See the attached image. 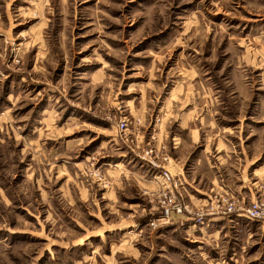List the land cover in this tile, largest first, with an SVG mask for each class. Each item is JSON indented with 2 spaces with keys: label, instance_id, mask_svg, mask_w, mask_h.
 Listing matches in <instances>:
<instances>
[{
  "label": "rangeland",
  "instance_id": "374dc122",
  "mask_svg": "<svg viewBox=\"0 0 264 264\" xmlns=\"http://www.w3.org/2000/svg\"><path fill=\"white\" fill-rule=\"evenodd\" d=\"M190 70L208 83L194 114L207 105L202 143L217 144L213 117L240 137L249 111L261 162L250 199L234 173L217 189L203 168L190 178L215 197L263 198L264 0H0V264H179L200 244L174 229L187 217L152 225L160 170L138 157L153 150L168 169L180 135L158 108L183 76L193 87ZM200 255L189 264H213Z\"/></svg>",
  "mask_w": 264,
  "mask_h": 264
},
{
  "label": "crops",
  "instance_id": "0c3cea01",
  "mask_svg": "<svg viewBox=\"0 0 264 264\" xmlns=\"http://www.w3.org/2000/svg\"><path fill=\"white\" fill-rule=\"evenodd\" d=\"M189 73L194 79L193 87L191 83L189 85L190 80L186 81V77L183 76L181 82H177L176 85L172 86L173 89L170 88L172 90L168 91L158 108L160 114L158 113L157 116L159 119L160 117L163 118L162 127H165L168 120L173 118L176 124L175 132L180 135L178 138L173 137L172 142L168 144L167 167L169 170H173L176 173L175 176L183 183L185 197L190 204L199 206L206 204L211 195L208 194L209 189L200 185L203 178L198 182L190 178V174H201L202 168L204 169L203 172L210 175L213 189L215 187L216 189L221 188L220 184L224 183L227 175L234 173L237 176L236 179H238V186H235V188L243 191L244 194L247 193L248 199H250L255 188V177L253 175L261 163L258 162L259 156L257 155V149L259 148H257V143L260 140H257L254 132L250 131L252 130L250 127L256 123L255 118L252 113L246 111L250 122L245 129H242L243 123L237 118L235 119L234 130H238V128L244 130V133L238 137L239 135L236 136L232 133L233 129L230 128L231 131H228L227 128L222 129L218 123L219 120H213V117L212 120L210 119L209 127L212 125L218 130L217 144L213 145L212 148L208 143L203 144L201 131L197 123L199 122L202 125L203 121L209 120L206 116L207 105H204L203 115L202 107L199 108L201 111L198 117H195L194 114L198 110V105H201L202 95L203 97L207 96L208 83L207 78L201 72L190 70ZM190 89L193 91L190 92ZM193 96L195 101L194 98H191ZM228 102L229 100L227 102L225 100L222 104H228ZM166 119H168L167 122H165ZM141 122L154 125V130L159 124L158 122L153 123V118L146 119L145 116L141 119ZM225 135H228V137ZM200 143L202 147L199 151L187 154L185 150L188 147L195 148V145ZM235 151H237L236 155L234 154ZM233 158H237L235 167L233 165L227 167L225 163ZM260 173L262 174L264 171ZM230 188L233 189V185ZM207 196L208 198L205 199ZM178 222H180V225H175L174 229L182 226L186 240L190 241L191 239L190 244L197 241L200 244L196 247H187L182 252L177 251V253L184 256H173L171 262L176 261L177 258L179 264H189L192 260L197 261L192 258V255L199 252V255L200 253L201 255L197 259L207 260V262L213 264H264V223L250 224L245 218L238 216L210 218L204 226L194 225L190 221ZM178 222L175 221V223ZM212 239H215V244H210L209 241ZM202 240L207 243L204 244Z\"/></svg>",
  "mask_w": 264,
  "mask_h": 264
},
{
  "label": "built area",
  "instance_id": "2783aa9c",
  "mask_svg": "<svg viewBox=\"0 0 264 264\" xmlns=\"http://www.w3.org/2000/svg\"><path fill=\"white\" fill-rule=\"evenodd\" d=\"M118 129L124 141H128V122L120 121ZM157 156V153L153 150H146L142 153L138 152V157L141 160L149 163L154 169L160 170V175L156 177V181L159 184L156 190V198L159 201L158 204L161 205V211L155 221L152 222L153 226H156V221L160 219L165 222L164 226H167L173 222L174 217H187L198 226H204L209 217L223 218L238 216L246 218L249 222L264 221V197L247 204L243 200H239L230 195L228 192L219 194L217 197L212 194L207 200L209 210L191 211L179 199V194L181 193L177 189L180 187L184 191L183 183L166 167L158 163ZM165 159L168 161V157Z\"/></svg>",
  "mask_w": 264,
  "mask_h": 264
}]
</instances>
